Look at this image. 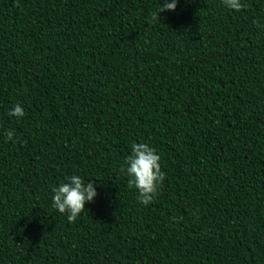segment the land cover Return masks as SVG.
Here are the masks:
<instances>
[{
	"label": "trees",
	"instance_id": "1",
	"mask_svg": "<svg viewBox=\"0 0 264 264\" xmlns=\"http://www.w3.org/2000/svg\"><path fill=\"white\" fill-rule=\"evenodd\" d=\"M241 3L0 0V264H264V0ZM73 174L97 196L69 222Z\"/></svg>",
	"mask_w": 264,
	"mask_h": 264
},
{
	"label": "clouds",
	"instance_id": "2",
	"mask_svg": "<svg viewBox=\"0 0 264 264\" xmlns=\"http://www.w3.org/2000/svg\"><path fill=\"white\" fill-rule=\"evenodd\" d=\"M229 9L240 11L243 7L241 0H222ZM178 0H163L157 13L152 15L155 21L159 14L164 11H174ZM254 23H258L254 21ZM25 115L20 104H16L9 112V117L22 118ZM8 141H12L14 133L8 130L5 133ZM161 156L154 147L148 143H134L131 145V154L125 158L126 173L129 177L128 187L134 188L137 193L139 203L147 206L153 202L157 195L158 188L165 179V173L161 170ZM66 182H61L52 189V207L61 214H67L69 222H75L81 212L85 209L87 202H92L97 196L96 187L90 180L85 183L83 178L73 174L65 178Z\"/></svg>",
	"mask_w": 264,
	"mask_h": 264
}]
</instances>
